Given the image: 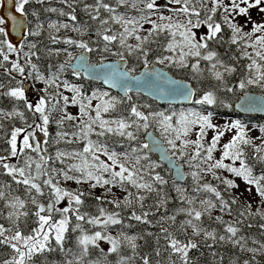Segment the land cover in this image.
Instances as JSON below:
<instances>
[{"label":"snow or ice","instance_id":"6c2138e0","mask_svg":"<svg viewBox=\"0 0 264 264\" xmlns=\"http://www.w3.org/2000/svg\"><path fill=\"white\" fill-rule=\"evenodd\" d=\"M6 2L14 7L15 13L26 18L29 14L26 6H42L45 0ZM77 2L63 0L71 9L67 15L73 24L51 21L48 30L59 32L61 28H71L84 35L87 25H81L73 14V5ZM121 6L134 14H118L117 9ZM162 7H166L170 15H163ZM101 9L109 13L108 18H101ZM253 10L260 16L259 22L253 19ZM45 11L56 12L57 9L47 8ZM84 11L92 21L98 22L96 39L63 38L64 44L82 51L78 57H73L67 48L56 49V55L66 52L68 59L47 77L33 62V57L40 59L37 43L27 39L38 37L45 31L39 13H31L38 23L35 29H28L26 36L22 34L23 43H13L6 29L9 21L13 29L18 24L23 28L24 21H18L11 11L0 15V69L7 79L6 84L0 82V98L9 99L13 105L10 111L0 108V130L5 128V120L22 122V126L13 125L10 133L5 131L4 136H0V141L6 145L0 149V175L9 177L12 182L0 183V249H10L0 264H38V261L39 264H52L48 257L56 252L63 254V264H108L107 257L112 253L118 255L116 264H135L137 240L144 237L130 236L123 231L113 236L110 229L116 225L131 227L124 224L125 219L152 224L149 217L161 209L165 215L160 216L156 224L166 241L164 250L169 251L168 264H177V260L179 264H194L189 253L199 246L196 239L186 237L181 240L176 232L170 231L181 214L187 219L180 222L177 232L186 235L190 228L192 237L202 236L204 242L211 241L209 248L218 243L239 247L242 252L252 254L243 264H259L256 256H264V243L259 247H248L247 238L240 233L249 218L259 216L264 220V208L252 211L251 204L241 205L232 220L217 215L215 222L223 226L224 234L205 228L202 217L211 220L212 211L217 206L221 213L233 215V205L238 204V198L225 199L219 185H225V191L238 189L236 179L247 185L245 191L251 193L254 188L264 204V125L258 126L261 136L256 137L259 140L256 143L249 135L252 129L246 124L237 119L219 125L213 122L216 114L211 110L213 107L230 109L232 105L226 102L228 94L237 93H244L237 107L250 111L253 103L259 100V108L264 110V97L253 98L247 94L253 87L264 90V0H210V4L209 0H167L166 5L161 0H116V7L104 0H95L94 5L84 4ZM60 14L65 15L62 10ZM249 24L251 28L246 30ZM112 25H119V29L113 30ZM202 27L205 32H200ZM49 39L52 43L61 42L51 31ZM129 39H134L135 43H129ZM153 45L157 47L154 49ZM225 45L227 50L222 54L218 47ZM232 46H235V52L229 54ZM96 51L101 53L100 62L88 63L86 54ZM153 52L156 53L155 59H150ZM52 53L53 50L49 49L48 54ZM12 54H15L14 59L10 58ZM105 54L115 56L117 60L105 63ZM129 57L142 63L145 70L134 75L135 68L126 67ZM73 58L75 65L72 64ZM202 62H206L205 67ZM70 67L77 78L84 72L93 79H102L104 84L119 88L123 96L117 98L99 90L86 95L81 86L61 80V74ZM166 68L189 72V80L200 85L206 80L215 83L195 87L191 82L173 78L164 70ZM234 75L236 83L230 79ZM29 81L39 82L44 87L35 89ZM61 85L73 94L71 99L60 91ZM33 91L43 94L31 100L29 93ZM133 92L137 97L145 93L167 101L169 105L187 102L192 107L157 111L151 104L134 101L130 95ZM94 100L98 101L95 106ZM70 105L78 106V115L67 112ZM54 111L63 115L55 121L61 130L51 143H77L82 144V148L67 151L57 147L54 155L49 153V124ZM69 121L73 122L70 125L72 130H64ZM209 132H212L210 140ZM232 132L231 138L220 147V157L216 158L214 153L221 139ZM37 133L44 139L38 138ZM117 148L123 151H117ZM248 148L252 150L251 156ZM154 152L160 153V162L151 159L150 154ZM13 158L15 162H12ZM164 161L175 169L180 180L186 175L181 171V161L186 163L192 169L189 174L193 180V192L211 196L197 204L195 195H185L186 190L177 185L175 190L179 199L187 207L181 206L168 215L169 201L164 186L169 181L157 171ZM258 165L262 167L256 174L254 170ZM221 171L236 179L221 175ZM209 174L219 184L202 182ZM62 181L88 185L90 190H70L62 186ZM98 187L105 191L95 196V200L101 205H113L119 211H109L103 206H98L97 214L82 211L87 198L92 196L91 190ZM116 187L126 195L122 199L106 200ZM20 188L22 194H16ZM153 193V205L146 206L145 202ZM65 201L66 205L63 204ZM129 209L127 217L121 214ZM260 227L264 228V224ZM72 234H76L77 252L66 246ZM159 240L160 236H157V244ZM102 241L110 245L107 251L101 248ZM124 244L132 249L133 256L120 255ZM95 249H100L99 257L88 259ZM156 255H161L159 247ZM140 259L142 264H150L149 256Z\"/></svg>","mask_w":264,"mask_h":264},{"label":"trees","instance_id":"16d2710c","mask_svg":"<svg viewBox=\"0 0 264 264\" xmlns=\"http://www.w3.org/2000/svg\"><path fill=\"white\" fill-rule=\"evenodd\" d=\"M104 2L109 3L113 7H116V0H104ZM84 4L94 5L95 0H82L79 3L74 4L73 7L75 8V12L73 14H75L77 16V21L81 25H87V32L88 33L96 34L98 22L92 21L90 19L88 13H86L84 11ZM57 6H62L67 13L71 12V9L67 6V4L63 3V0H45L44 5H42V6L37 5V4H30V5L26 6V10L29 13H32L33 11L38 12L40 20H52V19L56 18L57 12H48V11H45V9H47V8H55L56 9ZM123 9H124V7L121 6L117 9V12L122 11ZM108 16H109V13H107L106 11L101 9V18L106 19V18H108ZM27 20H28V22L29 21L32 22V21H35L36 19H34L30 15H28ZM112 28H113V30H117V29H119V25H112ZM27 39L28 40L33 39V41H35L37 43V47L40 50L38 52L40 59L36 60V58L33 57V62L37 63L38 68L41 71V73L47 77V76H50L51 73L56 72L58 65L61 64L62 61L58 57H54V56L48 54V50H47L48 47L46 46V38L44 37V35L40 36V38L27 37ZM161 42H164L163 38H161ZM152 47L155 49L157 46L153 45ZM226 50H227V45H225L223 48L218 47V51L222 54ZM232 52H235V46H232L231 50L229 51V54H231ZM88 54L90 57V62L93 63L92 62L94 59L93 53H88ZM155 55H156V53L153 52L149 58L155 59ZM107 56H110V55L107 54ZM224 58L227 59V56H225ZM242 63H244V62L242 61ZM205 66H206V62H202V67H205ZM133 67L135 68V72H137L144 66L142 63L137 62L135 60V58L129 57L128 63H127V68H133ZM166 70L169 71V73L176 78L183 79L187 82H191L193 84V86H195V87H201V86L208 87L210 85V83H215V81H207L206 80L203 85H200V84H197L195 81L189 80V77L191 75V73H189V72L178 71V70L172 69V68H166ZM230 79L232 80L233 83L237 82V78L235 75L233 77H231ZM61 80H67L70 83L73 81H78L86 88L88 86L97 87V88L101 87V85H99V84L84 80L81 76L79 78H77L68 69H66L61 74ZM0 82L5 83V84L7 83V79L3 76V69H0ZM91 87L87 89L88 93L91 91ZM248 91L256 92V93L264 95V90H261L259 88L253 87V88L248 89ZM241 94L242 93H237V95L228 94V98H227L226 102L230 103L232 105V107L230 109L213 107L211 110H213L214 113L216 114L215 117H223V118L239 117V118L243 119L244 121H246L248 123H252L256 126L264 125V119L261 117H257V116L241 117L237 114V112L234 109V104L238 100V98L240 97ZM130 95L133 96V100L136 101L137 103L151 104L152 108H154L157 111L168 109V108H174L176 110H179L180 108L184 107V106L159 105V104H156V103L148 100L147 98H145L141 95L139 97H137L135 94H130ZM118 98H120V97L118 96ZM12 106H13L12 102L9 99L0 98V108H4L6 111H10ZM54 112H53V114H54ZM113 115H115V114H113ZM30 119H31V117H30ZM52 121H54V118H52ZM3 123L5 125V128L0 130V136H4L5 131L10 133L13 125L22 126V122L19 121L18 119L11 120V121L5 120ZM54 125L55 124H53V123L49 124V133L51 136L56 135V133L61 130L59 127L56 128ZM64 130H67L66 126H65ZM156 135L159 136V133L157 132ZM143 137L144 136H142L141 138L143 139ZM92 138L95 139L94 136ZM60 146L66 147L69 150L77 149V147L80 148L79 145H76V144L66 145L64 143H61ZM4 147H6V145L2 141H0V149H2ZM117 149L122 150L120 148H117ZM247 151H248L249 156H251V153H252L251 148H248ZM151 159L157 161L156 157H154L153 155H151ZM12 162H15V160ZM57 165H59V164H57ZM60 166L62 167V165H60ZM260 167H262V166L258 165L257 168L254 170L256 174H259ZM157 171H159L161 173V175H163L165 177V179H167L169 181V183L164 186V191L167 193V197H168V201H169L167 204V214L171 215L181 206L187 207L186 204H182V201L179 199V196L175 191V187L178 184L173 181L171 172L163 165H161V168L157 169ZM187 182H188V180L186 179V181L183 184H185ZM0 183H12V182H11L9 177L0 175ZM13 186L15 187L14 184H13ZM219 188H220L222 194L224 195L225 199L230 200L231 198L234 197L229 190L225 191V188H226L225 185L221 184V185H219ZM131 190L134 191V189H131ZM16 194H22V188L17 189ZM189 194H190L189 197L195 195L197 198V204H199V201H198L199 196L196 195L195 193H193L192 191H190ZM95 196L96 195H94L92 193V196H89L87 198L86 203H85L82 211H87L90 214H97L98 206L106 207L109 211H113V210L119 211L118 209H114L113 205H109L107 203H103L101 205L100 202L95 200ZM154 198H155V193H153L149 197V199L145 202L146 206L153 205ZM108 199H113V197L107 196L106 200H108ZM63 204L66 205V201L63 202ZM241 205H243V204L240 203L239 201H238L237 205H233V209H234L233 215H232L233 219L235 218L237 212L239 210H241ZM0 206H2V202H0ZM130 211H131L130 209L125 210L121 214L123 216L127 217L128 215H130ZM153 211H155V209H153ZM162 215H165V212L163 209H161L160 212L156 213L155 216H150L149 219L152 220V222H153L152 224H140L139 222L129 221V220L125 219L124 224L125 225L130 224L131 227L121 228V226H119V225L112 226V227H114L115 231H117V232L123 231L124 233H126L127 235H130V236L135 235V236L144 237L143 239L137 240V244L139 245V247L136 250L137 254L135 255V264H142V260L140 259V257L145 256V255L150 257V264H168L169 251L164 250L167 246L166 241L163 239V236L160 233L159 225L156 224V221L159 220L160 216H162ZM185 219H187V217L184 214L178 215L176 225L173 226L172 228H170V231L176 232L178 235V238L181 240H186V237L187 238H193L188 232L186 235L183 232H177V229H178L180 222L185 220ZM225 220H228V219H225ZM202 222H203V226L205 228H208L209 230L216 229L219 234H224L223 226L216 223L215 220L213 219V217L211 220H209L207 216H204V217H202ZM248 224H251L252 227H247ZM261 224H264V220H262L259 216H256L255 218H249L248 220L245 221V226L242 227L240 234L247 238V246L248 247H259V244L264 243V228L260 227ZM165 226L167 227L168 225L165 224ZM87 227H91V226H87ZM148 233H152V235L149 236ZM75 236H76V234H72L70 236L66 246L71 247L74 252H77L78 249L75 246ZM157 236H160L159 244H157V241H156ZM196 240H197L198 245H199L198 248L191 250L189 253V256L193 260L194 264H232L233 261H236L237 264H243V261L246 259H250L251 255H252L251 253H248V252H242L239 249V247H234L231 244L218 243V244L213 245L211 248H209L208 244H211L210 240L207 242H204L203 240H198V239H196ZM157 247H159L161 250L160 256L156 255ZM101 248H103L105 251H107V248L104 246V244H101ZM9 252H10V249H7V248L0 249V260L7 258V254ZM99 253H100V249L93 250L90 253L88 259L96 260L99 257ZM213 253H215V255H213ZM120 255L133 256L134 254H133L132 249L129 246H127L126 244H124L121 247ZM221 257H223L222 260H221ZM69 258H71V256ZM48 259H49V261L52 262V264H63L64 256L62 253L56 252V253L50 254ZM117 259H118L117 254H115V253L109 254L107 257L108 264H116ZM173 259H176V257H173ZM256 261H258L259 264H264V256H262V255L258 256L257 255ZM38 264H39V261H38ZM177 264H179L178 260H177Z\"/></svg>","mask_w":264,"mask_h":264},{"label":"rangeland","instance_id":"374dc122","mask_svg":"<svg viewBox=\"0 0 264 264\" xmlns=\"http://www.w3.org/2000/svg\"><path fill=\"white\" fill-rule=\"evenodd\" d=\"M80 1H82V0H78L77 3H79ZM58 2H59V1H58ZM161 3H162L163 5H166V4H167V0H161ZM209 4H210V0H209ZM0 6H1V3H0ZM122 7H123V6H122ZM56 9H57V11H56L57 14H56V18H55V19H52V20H40V22H43V23H44V28H45V31H43V32L41 33L40 36H43V35H44V37L46 38V46L48 47L47 50H49V49L53 50V53H52L51 55L54 56V57H58V58L62 61V63H63L66 59H68L67 53L62 51V52L60 53V55H56V54H55V50H56V49H64V48H67L68 51H70V52L72 53L73 57H76V56H77L78 54H80L81 51H82V50L76 48L75 46H68V45L64 44V43L62 42V39H63V38L94 40V39H96V34H91V33H88V32L86 31L85 34L81 36L79 33L73 31L71 28H68V29H63V28H61L59 32H55V31H52V30H48L47 25H48V23L51 22V21H55V22H57V23H68V24H73V23H74V22H72V21L69 19L68 15H67L68 13L64 10V8H63L62 6H57ZM61 10L65 13V15H61V14H60ZM161 12H162L163 15H170V13L168 12V10H167L166 7H162V8H161ZM28 13H29V12H28ZM117 13H118V14L123 13V14L128 15V16L134 14L133 12H126V11H125V8H124L122 11H118ZM28 15H30L32 18L36 19V17L33 16L31 13H29ZM155 18H156V17L154 16L153 19H155ZM174 19H175V17H174ZM253 19L256 20L257 22H259V20H260V16L257 14L256 10H253ZM37 23H38L37 20L32 21V22L29 21V22H28V26H29L28 29H35ZM145 27L147 28V27H150V26H149V25H145ZM250 28H251V25L249 24V25H248V28H247L246 30H248V29H250ZM49 31H51V34H52V35H55V36H57L59 39H61V42H59V43H52L51 40L49 39ZM205 31H206V29L203 28V27L200 29V32H205ZM40 36H38V37H33V38H40ZM30 40L33 41V39H30ZM33 42H35V41H33ZM129 43H135L134 39H129ZM92 46H93V47H96V45H92ZM113 50H115V49H113ZM25 51H27V48H25ZM105 55H107V54H105ZM10 58H11V59H14V58H15V54H12ZM93 58H94L93 61H92L93 63H95V64L99 63L100 60H101V53H100L99 51L93 52ZM73 59H74V58H73ZM107 60H117V57H115V56H111V55H110V56H107ZM105 61H106V60H105ZM9 66H10V65H9ZM160 66H161V65H160ZM162 67H163V66H162ZM134 73H136V72H134ZM134 73H133V74H134ZM18 78H19V77H18ZM62 81H63V80H62ZM28 83H30V84H34V88H35V89H41V88L44 87V85L41 84V83H39V82L29 81ZM69 83H70V82H69ZM71 84H76V85H78V86H81L82 91H84L86 95H91V93H92L93 91H97V90H99V91H107V92L110 93V95H112V96H116V97L118 98L117 95L111 93L110 91L104 89L103 87L97 88V87H91V86H88V87L86 88V87H84V86H83L80 82H78V81H73V82H71ZM90 87H91V91L88 93V92H87V89L90 88ZM60 91L63 92L64 95L69 96V98L71 99V96H72L73 94H72L71 92L66 91V90L63 88V85H61ZM42 94H43V93H37V92L33 91V92H30V93H29V98H30L31 100H35V99L37 98L38 95H42ZM97 102H98V101H95V100H94V101H93V106H95V104H96ZM61 103H62V101H61ZM189 107H192V105L184 106L183 108H189ZM177 111H178V110H177ZM67 112H69V113H71V114H73V115H78V106H71V105H70V106L67 108ZM62 115H63V113L60 112V111H55L54 114L52 115V118H54V121H52L51 123L55 124L54 126H55L56 128L58 127V125L56 124L55 121L58 120ZM237 119H239L242 123L246 124V125L248 126L249 129H252V131L249 133V135L255 140L256 143H259V140H256V137L261 136V133L259 132V127L256 126V125H254V124H252V123H248V122L244 121L243 119H241V118H239V117H236V118L215 117V119H214L213 122H214V123H217V124H219V125H223L226 121H229V120H233V121H234V120H237ZM38 122H39V121H38ZM72 123H73V122L69 121V122L65 125L68 131H71V130H72V128L70 127V125H71ZM56 128H55V129H56ZM49 134H50V133H49ZM56 134H57V133H56ZM233 134H234V132H232V133H227V134L225 135V137H223V138L221 139V144L218 145V150H217V152L214 153V156H215L216 158H219L220 155H221V151H220V147H221V145H222L223 143L227 142V141L231 138V136H232ZM37 135H38V138H40L41 140L44 139L43 136H42V134L37 133ZM211 136H212V132H209V133H208V139H209V140L211 139ZM55 137H56V135H52V136L50 135V143H51V140H52L53 138H55ZM192 138L195 139L194 136H193ZM21 139H22V137H21ZM60 144H61V143H60ZM60 144H59V145H56V144H54V143H51V147L49 148V153L54 155V153H55L57 147H59L60 149H63V150L71 151V150L67 149L66 147L60 146ZM73 144L79 145V147L82 148V144H77V143H73ZM80 148L77 147V149H80ZM117 151H122V150L117 149ZM101 158H102V159H106L105 157H101ZM14 160H15V158H13V161H14ZM181 163L183 164V167H184V169H185V172H186V175H187V180H188V182L185 183V184H178V185H179L181 188L185 189V190H186V191H185V195L189 196V195H190V194H189L190 191L193 192V180H192L191 175L189 174V173L192 171V169H190L189 166H188L186 163H184L183 161H181ZM226 163H229V161H226ZM56 166H57V167H61L60 165H56ZM237 166H238V162H237ZM220 174L223 175V176H226V177H228V178L236 179V178H234V177L232 176V174L227 173V172H223V171H221ZM202 182H211V183H213L214 185L219 184V181L213 180L210 174L204 176ZM236 183L239 184V188H238V189H229V191L232 193V195H233L234 197L238 198V201H239L240 203H242L243 205H244V204H251L252 211H256L257 208H264V204H261V202H260V197L256 194L254 188H253L252 192L249 193V192L245 191L247 185H246L245 183H243L242 180H240V179H236ZM62 186L66 187V188H68V189H70V190H77V189H79V190H84V191H88V190H90L88 185H84V184L77 185L74 181H67V182L62 181ZM175 189H176V187H175ZM91 191H92V193H93L94 195L99 196V195H102V194L104 193L105 189H102V188H99V187H98L97 189H94V190H91ZM134 191H135V189H134ZM175 191H176V190H175ZM176 193H177V192H176ZM193 193H194V192H193ZM195 194H196V193H195ZM241 194H242V195H241ZM124 195H126V193L123 192L120 188L116 187V188H113V189H112V193L109 194L108 196L113 197V198L115 197V198L122 199ZM196 195L199 196L198 201L201 200V199L209 198V197L211 196V194H208V193H200V194H196ZM212 198L214 199V197H212ZM217 215H223V216H224V219H228V220H232V219H233V216H228L227 214L221 213V212L219 211V206H217V208L214 209V210L212 211V217H213L214 220H215V217H216ZM110 232H111V234H112L113 236H117V235L120 233V232L115 231L114 227H112V228L110 229ZM187 232L192 236V231H191L190 228L187 230ZM193 238L198 239V240H203V237H202V236H200V237H193ZM101 244H104V246H105L107 249L110 247V245H108L107 242L102 241ZM258 256H261V255H258Z\"/></svg>","mask_w":264,"mask_h":264},{"label":"water","instance_id":"95a60500","mask_svg":"<svg viewBox=\"0 0 264 264\" xmlns=\"http://www.w3.org/2000/svg\"><path fill=\"white\" fill-rule=\"evenodd\" d=\"M0 3H1V6H0V15H6L8 12L11 11L13 14H15L17 16L18 21H20V20H23L24 21L23 28H21L20 25L18 24L15 29L12 28V22L9 21L8 22V26H7V29H6V30L9 31L10 38L12 39V42L13 43H17V42L23 43L24 41L21 40V36H22V34L26 36L27 31H28V20H27V17L26 18L25 17H21L20 14L15 13L14 7L12 5H8L7 2H6V0H0ZM17 46H19V45L17 44ZM79 55L80 54H78L76 57H78ZM86 55L88 56V63L95 64V63H91L90 62L89 54L87 53ZM114 61H116V60H106L105 63H112ZM121 63L123 64V62H121ZM72 64L73 65L76 64L75 58L72 60ZM126 67H127V65H126ZM156 67H162V66L156 65ZM67 69L70 70L72 73L74 71V69L71 68V67L70 68H67ZM144 70H145L144 67H142L139 71H137L136 73H134V75H139ZM149 70H151V67L149 68ZM164 70L167 71L166 69H164ZM167 72L169 73V71H167ZM81 77L84 80H86V81L93 82V83H96V84L101 85V87H103L104 89L110 91L113 94L118 95L119 97L123 96V92L119 88H112L110 85L104 84L102 79H93L92 77L88 76L84 72H81ZM173 78L179 79V78H176L174 76H173ZM130 94H135V93L133 92V93H130ZM247 94L250 97H253V98H256V97H264V95L259 94V93H256V92H250V91H248ZM141 96L147 98L148 100H150V101H152V102H154L156 104L164 105V106H189L190 105L187 102H185L183 104H181V103H175V104L169 105L167 103V101H162V100L155 99L153 96H149V95H147L145 93H141ZM243 96H244V93H242L240 95V97L238 98V100L234 104V109L237 112V114L239 116H241V117L257 116V117H261V118L264 119V110H260V108H259L260 101L259 100H256L253 103L252 110H250V111H245L242 107H237V105H240L241 104L242 99H243ZM150 131H152V130L150 129ZM156 137H157V139L160 138L158 135H156ZM143 139H145V137H143ZM145 142H147L146 139H145ZM151 155H153L154 157H156L157 161L160 162V153L159 152L151 153ZM162 165L165 166L171 172L172 179H173V181L175 183H177V184H183L186 181L187 175H185V179L180 180L176 176L175 169L170 168L169 165L167 164V161L162 162ZM181 171H183L186 174L184 167H182Z\"/></svg>","mask_w":264,"mask_h":264}]
</instances>
